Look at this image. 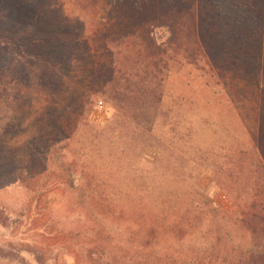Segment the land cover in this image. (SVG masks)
Here are the masks:
<instances>
[{
  "label": "rangeland",
  "instance_id": "374dc122",
  "mask_svg": "<svg viewBox=\"0 0 264 264\" xmlns=\"http://www.w3.org/2000/svg\"><path fill=\"white\" fill-rule=\"evenodd\" d=\"M75 1L40 3L73 14ZM1 7L0 264H234L250 241L237 213L259 155L254 90L208 60L181 67L150 128L104 96L86 104L78 75L41 70L28 42L34 21L14 27L16 10ZM62 77L81 85V110ZM40 83L57 86L58 105L42 108ZM61 161L69 176L56 169ZM151 222L159 224L155 240Z\"/></svg>",
  "mask_w": 264,
  "mask_h": 264
},
{
  "label": "trees",
  "instance_id": "16d2710c",
  "mask_svg": "<svg viewBox=\"0 0 264 264\" xmlns=\"http://www.w3.org/2000/svg\"><path fill=\"white\" fill-rule=\"evenodd\" d=\"M20 1L0 0V6L6 13L10 5L16 10L14 27L34 21L28 42L34 44V62L41 70L78 75L89 99L104 96L126 113L144 117L150 128L168 101L166 82L181 67L210 61V70L216 66L221 73L231 71L254 90L259 116L253 148L259 155L249 172V197L237 213L250 241L233 260L234 264H264V0H76L79 6L73 14L59 12L58 7L46 10L40 0L19 6ZM47 11L54 20L62 18L50 22ZM70 19H75L80 32ZM159 29L166 31V37L157 36ZM58 31L69 38L60 41L63 36ZM58 82L76 104L74 110H81L85 106L81 85L72 89L64 77ZM35 86L45 94V99H37L44 100L43 109L59 104L57 86ZM89 101L85 99L86 104ZM60 125L54 122L57 133L64 130ZM55 167L68 176L71 173L62 161ZM157 225L149 226L151 240L157 237Z\"/></svg>",
  "mask_w": 264,
  "mask_h": 264
}]
</instances>
